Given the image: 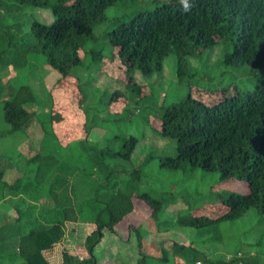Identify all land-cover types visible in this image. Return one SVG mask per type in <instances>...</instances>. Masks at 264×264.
<instances>
[{
  "label": "trees",
  "instance_id": "16d2710c",
  "mask_svg": "<svg viewBox=\"0 0 264 264\" xmlns=\"http://www.w3.org/2000/svg\"><path fill=\"white\" fill-rule=\"evenodd\" d=\"M123 1L131 0H0V13L3 11L13 18L15 23L11 27L18 32L24 25L16 18L25 6L51 9L56 16L50 25L32 20L30 30L18 38L10 33L9 39L0 35L7 41L0 62L24 69L31 55H42L52 68L72 77V69L83 63V52L93 54L94 58L96 53H102L95 27L108 20L109 7ZM187 4V9L184 4H158L153 9L135 10L128 17L114 19L104 37L118 48L117 56L132 82L130 87L138 92L141 86L132 81L134 71L153 77L163 70L166 59L175 55L177 74L182 81L185 74L194 75L191 60L198 59L203 52L216 46L232 48L224 55L225 65L242 69L244 76L256 82L255 86L244 92L236 89L226 93L209 105L189 92L176 103L160 106L161 134L177 142L176 155L161 156L160 166L169 171L189 168L191 173L198 170L216 173L220 183L231 179L246 182L250 191L217 193L210 202L192 204L186 212L161 220L168 206L175 205L168 204L176 201L175 196L142 191L143 167L130 171L119 166L120 162L131 161L139 142L137 137L115 136L113 140L119 143V148L111 144L101 147L87 139L78 142L73 153L80 154L82 161L86 154L88 173L81 170L78 163L81 161L77 162L74 156L61 160L57 151L49 150L27 159L18 151L26 162L23 174L6 183L5 170L0 165V202L7 198L8 189L20 193L23 188H29L23 192L32 201L24 211L17 209L14 224L0 228V262L9 258L20 264H52L51 258L67 224H78L87 209L93 216L92 228L88 226L87 237L77 250L63 252L60 264H101L95 254L97 246L106 231L116 232V226L134 212L136 196L152 210L159 231L179 227L213 230L219 240L222 223L234 222L252 209L264 217V0H188ZM90 43L93 47L87 51ZM112 55L114 60L116 55ZM35 103L32 87L21 84L19 78L0 83V104L4 108V120L10 125L7 133H26L36 120L45 132L46 141L58 143L61 138L53 130L49 132L48 124L53 126L63 116L51 111L40 117L43 111L34 109ZM91 127L90 122L83 127L86 135ZM155 156L151 152L144 165ZM94 169L98 170L100 181L92 184L88 180L95 175ZM32 175L34 179L28 182ZM42 199L44 203H40ZM38 204H45L48 210L41 217L37 216ZM132 229L143 256L137 264H157V259L142 251L140 228ZM11 241H16L14 252L6 248ZM171 248L168 258L161 259L163 262L189 264L203 257L191 243L173 242Z\"/></svg>",
  "mask_w": 264,
  "mask_h": 264
},
{
  "label": "rangeland",
  "instance_id": "374dc122",
  "mask_svg": "<svg viewBox=\"0 0 264 264\" xmlns=\"http://www.w3.org/2000/svg\"><path fill=\"white\" fill-rule=\"evenodd\" d=\"M158 4L182 6L184 0H131L109 7L108 20L95 27V33L100 38L102 53H96L94 58L93 54L87 53V55L86 51L83 52V63L72 69V77H65L52 68L42 55H31L30 63L24 69L5 66L0 62V83L19 78L21 84L32 87L36 96L33 108L43 111L40 117L51 111L63 116V119L55 122L53 126L48 124L49 132L53 130L58 138H61L58 143L51 144L48 140L46 141L45 132L36 120L26 133L8 134L10 125L4 120V108L0 104V165L5 170L3 181L12 183L16 178L21 177L26 164L22 156L29 159L49 150L57 151L58 158L61 160L74 156L77 162L81 161V163L78 162L81 164V170L88 173L86 154L83 155L85 159L82 161L79 158L80 154L75 156L73 153L77 143L87 139L89 143L101 147L111 144L119 148V143L113 139L115 136H121L137 137L139 142L131 161L120 162V168L131 171L142 166V191L155 194L164 192L166 196H175L176 201L168 203L175 205L168 206L161 220L171 215L176 216L180 211L186 212L192 204L200 206L207 201L210 202L216 198L217 193L228 195L230 192L248 193L250 191L246 182L231 179L220 183L219 175L216 173H205L202 170L191 173L189 168L169 171L160 166L161 156H174L177 153L176 140L161 134L162 125L158 117L160 106L176 103L189 92L201 97L203 102L209 105L236 89L244 92L254 87L256 82L244 76L242 69L225 65L224 55L232 48L226 50L224 46H216L214 49L203 52L198 59L191 60L194 75L185 74L182 81L177 74L178 59L175 55L169 56L163 70L153 77L134 71L132 81L141 86L140 92L134 91L130 87L132 82L127 69L117 56L118 48L114 47L104 34L114 19L128 17L133 11L141 8L153 9ZM22 11L16 18V21L24 25L21 32L11 27L15 23L12 17L3 11L0 13L2 38L9 39V33L16 35L14 38H18L30 30L32 20L50 25L56 18L51 9L25 6ZM2 38L0 37V55L7 42ZM92 47L93 44L90 43L86 50L90 51ZM112 54L116 55L114 60L111 58ZM73 77L76 79H72ZM79 84L82 86L80 87ZM87 122L92 125L88 135L83 129ZM18 151L24 155L20 156ZM151 152H155L156 156L144 165ZM94 171L95 175L88 180L92 184L100 181L98 170L94 169ZM84 178L85 176L82 179ZM28 179V182H32L34 176ZM30 186L31 193L32 183ZM23 189V191H29V188ZM23 191L20 190V193L9 189L6 191L7 198L0 202V228L6 224H14L18 218L17 209L21 208L24 211L28 202L32 201L27 192ZM81 191L86 193L83 188ZM134 201V212L116 226V232L106 231L105 238L97 246L95 254L101 264H137L143 256L132 229L135 226L140 228L143 236V253L162 264H170L161 259L164 256L168 258V253L172 252L173 242L191 243L201 252L203 257L189 264H225L226 262H229L228 264H264V217L260 216L255 209L234 222L222 223L219 234L222 238L216 240L213 230L179 227L159 231L156 221L151 216L150 207L137 196ZM42 202L45 201L42 199L40 203ZM43 205L45 204H38L37 216L41 217L43 212L48 211ZM97 210L98 208L95 209ZM84 213L78 224H67L64 237L51 258L52 264L62 262V254L66 249L77 250L78 246L84 243L88 226L91 227L93 221V216L89 215L87 209ZM15 247L16 241H11L6 248L14 252ZM230 260L233 262L230 263ZM173 262L171 260V264ZM0 264L20 263L6 258Z\"/></svg>",
  "mask_w": 264,
  "mask_h": 264
},
{
  "label": "clouds",
  "instance_id": "9594fccd",
  "mask_svg": "<svg viewBox=\"0 0 264 264\" xmlns=\"http://www.w3.org/2000/svg\"><path fill=\"white\" fill-rule=\"evenodd\" d=\"M184 5H185V9H187L189 7V5L187 4L186 0H184Z\"/></svg>",
  "mask_w": 264,
  "mask_h": 264
}]
</instances>
